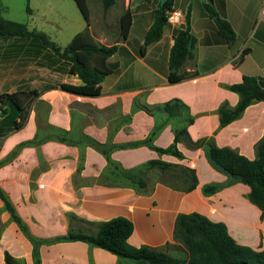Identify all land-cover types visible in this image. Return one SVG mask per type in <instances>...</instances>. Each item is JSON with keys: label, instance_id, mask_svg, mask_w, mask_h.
I'll return each mask as SVG.
<instances>
[{"label": "crops", "instance_id": "crops-1", "mask_svg": "<svg viewBox=\"0 0 264 264\" xmlns=\"http://www.w3.org/2000/svg\"><path fill=\"white\" fill-rule=\"evenodd\" d=\"M87 1L92 36L102 44L119 46L108 58L114 71L101 82L98 96L64 90L62 83L83 82L69 72V61L40 40L0 35V94H38L19 96L23 106L9 98L0 100V188L32 235L52 239L70 229L96 231L87 221L125 216L134 224L130 244H147L185 257L174 239L175 221L180 213L199 212L225 222L237 242L264 248V218L247 197L250 186L230 182L204 148H192L183 139L177 144L183 157H178L147 144L133 146L153 135L155 146L168 147L176 131L193 118L188 125L193 140L214 137L219 146L255 157V145L264 135V101L251 104L240 118L223 127L218 108L224 101L230 106L239 101V95L225 85L242 81L244 75L264 77V0H213L218 14L236 32L233 43L218 33L205 8L207 0H173V8L184 14L181 24L168 23L162 38L147 46L145 34L160 0H116L107 10L102 0ZM0 6L5 7L1 0ZM126 10L131 11L132 23L123 39L121 16ZM187 12L196 38L194 57L177 74H196L171 82L170 51L176 29L187 24ZM245 49L243 62L236 65ZM174 99L187 106L179 115L146 110ZM22 112L26 121L16 128ZM90 141L108 148L109 160ZM154 159L176 168H149L147 163ZM183 166L196 171L198 184L192 190H187L190 181L180 173ZM128 175L144 178L146 186L140 187ZM207 184L222 187L206 195ZM71 214L76 217L70 218ZM5 251L24 264H34L32 242L0 198V264H8ZM40 252L41 264H139L82 240L43 244Z\"/></svg>", "mask_w": 264, "mask_h": 264}, {"label": "trees", "instance_id": "trees-1", "mask_svg": "<svg viewBox=\"0 0 264 264\" xmlns=\"http://www.w3.org/2000/svg\"><path fill=\"white\" fill-rule=\"evenodd\" d=\"M80 11L86 19L88 26L76 33L67 46L61 47L44 31L30 28L26 23L6 18L0 11V35L33 37L40 40L46 47L50 48L59 57L70 62L69 72L76 74L82 80V84L62 83L64 90L85 95L98 96L101 94V82L114 71V66L108 62V58L114 55L119 46L117 44L105 45L92 36L89 30L90 9L87 0H76ZM116 0H102L105 10L114 5ZM205 8L217 25L218 33L228 42L236 40V32L231 23L220 16L216 11L213 0L205 2ZM173 0H166L163 5L154 10V20L149 30L145 34L144 45L147 46L160 40L164 33V27L168 24L167 12L172 10ZM28 10L30 8L28 7ZM187 24L176 29L174 42L169 56L170 72L168 78L171 82L182 80L196 72H185L177 74V71L184 63L194 57L193 48L196 38L189 29L190 15L186 14ZM132 23V14L126 10L121 16V38L128 36ZM248 50L245 49L236 61V65L243 62ZM225 87L239 95V101L235 106H230L227 101L220 104L218 108L220 126H226L234 120L240 118L245 109L251 104L264 101V77L255 75H244L242 81L227 84ZM37 93H2L0 100L9 98L17 101L19 106H23L18 100L19 96H30ZM186 104L180 99L167 101L162 107H146L148 112L155 109H162L170 116L182 113ZM26 121V116L22 112L20 120L15 121V127L19 128ZM193 122V118L188 120L187 125L176 131L174 142L168 147H157L153 144V135L145 140L136 142L133 146L147 144L159 153H170L178 157H183V153L178 149V142L183 139L192 148L202 147L205 149L207 157L218 168L223 170L229 177L230 182H242L251 188L248 199L261 210V218H264V135L255 145L256 155L253 159L240 153L237 149L228 146H219L214 137H202L193 140L188 133V125ZM160 127V126H158ZM91 144L102 152L109 160V150L97 141H90ZM31 143V142H27ZM24 143V144H27ZM149 168L158 167L162 171L176 168V165L169 162L154 159L147 163ZM181 175L186 176L190 183L187 190L194 189L198 184L195 169L181 167ZM129 178L140 187L146 186L144 178ZM222 185L207 184L203 187L206 195L217 192ZM0 198L3 200L5 209L9 211L11 218L15 221L21 231L29 238L33 244L34 264H41L40 247L43 244H50L59 241L82 240L94 246L110 251L119 258L130 259L139 264H264V248L255 249L249 245L241 244L230 234L228 227L223 221H213L199 212H189L178 214L175 227L174 239L183 248L185 257H177L173 254L160 250L150 245L144 244L134 246L129 243L128 238L134 230L131 219L125 216H117L104 221L90 222L96 231L90 229H70L68 234L52 239L38 238L30 232L27 224L18 214L16 207L9 196L0 188ZM76 215L71 214L70 218ZM5 260L8 264H24L14 257L9 251H5Z\"/></svg>", "mask_w": 264, "mask_h": 264}, {"label": "rangeland", "instance_id": "rangeland-1", "mask_svg": "<svg viewBox=\"0 0 264 264\" xmlns=\"http://www.w3.org/2000/svg\"><path fill=\"white\" fill-rule=\"evenodd\" d=\"M1 2L5 7L1 9L0 6V10L6 18L46 32L61 47L68 45L79 28L88 26L76 0H1ZM89 4L94 14L92 1H89ZM181 254L184 255L183 252Z\"/></svg>", "mask_w": 264, "mask_h": 264}, {"label": "built area", "instance_id": "built-area-1", "mask_svg": "<svg viewBox=\"0 0 264 264\" xmlns=\"http://www.w3.org/2000/svg\"><path fill=\"white\" fill-rule=\"evenodd\" d=\"M183 18L184 14L179 9H172L167 12V22L172 25H180ZM261 21L264 23V6L261 11Z\"/></svg>", "mask_w": 264, "mask_h": 264}, {"label": "water", "instance_id": "water-1", "mask_svg": "<svg viewBox=\"0 0 264 264\" xmlns=\"http://www.w3.org/2000/svg\"><path fill=\"white\" fill-rule=\"evenodd\" d=\"M166 0H160V4L163 5ZM206 1V0H203Z\"/></svg>", "mask_w": 264, "mask_h": 264}]
</instances>
